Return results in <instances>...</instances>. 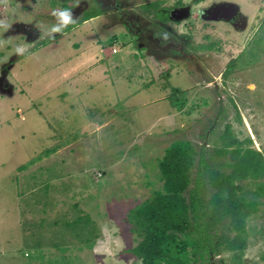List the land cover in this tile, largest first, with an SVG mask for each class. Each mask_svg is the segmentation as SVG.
<instances>
[{"label": "rangeland", "instance_id": "374dc122", "mask_svg": "<svg viewBox=\"0 0 264 264\" xmlns=\"http://www.w3.org/2000/svg\"><path fill=\"white\" fill-rule=\"evenodd\" d=\"M68 1L0 0V20L11 24L0 28V264H141L127 252L139 238L126 217L162 189L166 148L206 142L213 152L229 124L264 154V56L224 77L248 48L255 58L264 49V0H110L151 29L154 12L189 8L164 24L196 53L187 61L136 47L117 21L82 23L89 9L51 34L53 10ZM33 31L41 36L28 40ZM210 42L215 51L193 49ZM244 184L243 194L255 190ZM246 241L242 264H264V205L247 220Z\"/></svg>", "mask_w": 264, "mask_h": 264}, {"label": "trees", "instance_id": "16d2710c", "mask_svg": "<svg viewBox=\"0 0 264 264\" xmlns=\"http://www.w3.org/2000/svg\"><path fill=\"white\" fill-rule=\"evenodd\" d=\"M157 7L154 3L145 9ZM98 14L91 12L83 21ZM259 31L264 34V27ZM216 45L210 42L193 49L215 51ZM261 56L264 49L255 58L248 48L230 62L224 77L240 63L245 68ZM163 72L166 73L160 78L167 80L169 72ZM235 117L241 124L240 114ZM224 131L228 138L213 152L206 150L207 145L197 151L187 141L166 148L158 163L162 189L153 191L126 217L131 232L139 238L137 245L127 252L141 264H214L213 258L225 251L230 252V257L226 262L219 260L221 264H242L247 248V220L264 205L259 202L264 198V155L253 148L249 137L238 140L229 124ZM217 156L222 160H216ZM245 182L254 183L255 190L243 194Z\"/></svg>", "mask_w": 264, "mask_h": 264}, {"label": "flooded vegetation", "instance_id": "af4514ba", "mask_svg": "<svg viewBox=\"0 0 264 264\" xmlns=\"http://www.w3.org/2000/svg\"><path fill=\"white\" fill-rule=\"evenodd\" d=\"M14 2V4H22L21 7L28 8L30 5L27 3L25 4L26 0H10ZM57 1V0H55ZM73 1V0H72ZM29 2H34V0H29ZM54 1H51L53 3ZM70 1L61 4V9H70L73 13V17L76 20V23L80 22L82 18L85 16L83 12L85 10L89 9L92 10L91 12H98L99 14L89 20L93 19H99L106 18L109 21H117L116 23L120 24L125 28V33L136 41V47H143L146 49V51H153L158 52L161 54V57L163 60H166V58H183L185 61L194 59V56L196 57V53L194 55H191L190 52H185L184 48L187 47L186 39L183 37H177L174 33H171L170 29L164 24L166 22L171 21V16H175L178 14L172 15L171 13H168V10H164L161 12H154L153 16L155 17V20H157V23H154L153 29L150 27L152 23L148 22V24L144 23V25L139 26L142 19L139 17V15L134 14L133 12L129 11V9H126L125 7H119V5L115 2V4H112L110 0H89L87 3H80L75 0V3L71 5H67ZM107 2L110 4V8L107 5ZM14 4L9 2L7 5L13 8ZM27 5V6H26ZM107 5V6H106ZM26 6V7H25ZM34 7V6H31ZM182 6H175L173 9L181 8ZM152 13V12H151ZM86 20V21H89ZM86 21H82L86 22ZM147 22L146 20H143ZM77 26V25H76ZM18 28V27H17ZM19 30V28H18ZM18 32L26 33L25 30L20 29ZM165 34H167L165 36ZM41 36V33L36 34L34 31L31 32L30 37L28 40H33V37L36 39ZM142 49V48H141ZM152 57L155 58V55ZM198 58V57H196ZM225 74V73H224ZM206 145V142L205 144ZM261 152V151H259ZM262 153V152H261ZM263 154V153H262ZM264 155V154H263Z\"/></svg>", "mask_w": 264, "mask_h": 264}, {"label": "clouds", "instance_id": "9594fccd", "mask_svg": "<svg viewBox=\"0 0 264 264\" xmlns=\"http://www.w3.org/2000/svg\"><path fill=\"white\" fill-rule=\"evenodd\" d=\"M52 15L56 17V20L58 21L56 24H54L51 29L50 33H60L68 27L71 24H75L76 20L73 17V13L70 9H55L52 12ZM11 27V24H9L6 20H0V28H4L5 31H7ZM167 34H165L166 36ZM54 38V37H53ZM4 43L3 41H0V44ZM26 50V46H18L15 49L16 54L23 55V53Z\"/></svg>", "mask_w": 264, "mask_h": 264}, {"label": "water", "instance_id": "95a60500", "mask_svg": "<svg viewBox=\"0 0 264 264\" xmlns=\"http://www.w3.org/2000/svg\"><path fill=\"white\" fill-rule=\"evenodd\" d=\"M220 9H222V8H220ZM220 9H218V10H220ZM216 10V9H215ZM170 13L172 14V15H174V14H178V15H176V17L174 16H171V17H173V19L175 20V21H179V20H182V19H186L189 15H190V10H189V8H187V7H185V8H176V9H172L171 11H170ZM230 15H228L227 17H229V18H231L232 16H233V14L232 13H229ZM231 16V17H230Z\"/></svg>", "mask_w": 264, "mask_h": 264}, {"label": "built area", "instance_id": "2783aa9c", "mask_svg": "<svg viewBox=\"0 0 264 264\" xmlns=\"http://www.w3.org/2000/svg\"><path fill=\"white\" fill-rule=\"evenodd\" d=\"M115 51V49H112V52H114Z\"/></svg>", "mask_w": 264, "mask_h": 264}]
</instances>
